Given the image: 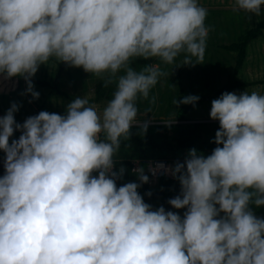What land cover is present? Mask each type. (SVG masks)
Here are the masks:
<instances>
[{
	"label": "clouds",
	"instance_id": "9594fccd",
	"mask_svg": "<svg viewBox=\"0 0 264 264\" xmlns=\"http://www.w3.org/2000/svg\"><path fill=\"white\" fill-rule=\"evenodd\" d=\"M262 5L232 0L233 11L254 16ZM206 16L198 0H0V73L23 77L33 98L30 78L50 59L104 78L105 87L116 78L102 110L77 97L65 115L40 111L19 124L13 103L0 117V264H264V218L249 208L264 206V94L211 101L222 147L207 156L191 149L170 170L180 194L167 203L186 208L182 218L143 202L142 168L139 183L115 182L125 170L113 171V156L138 121L137 96L148 99L164 75L157 63L139 72L129 63L173 64L182 53L181 65L202 63ZM14 127L22 134L9 144Z\"/></svg>",
	"mask_w": 264,
	"mask_h": 264
},
{
	"label": "rangeland",
	"instance_id": "374dc122",
	"mask_svg": "<svg viewBox=\"0 0 264 264\" xmlns=\"http://www.w3.org/2000/svg\"><path fill=\"white\" fill-rule=\"evenodd\" d=\"M203 7L207 9L205 25L209 28L206 38V46L204 51V60L202 63L193 65H181L183 53L176 57L173 64H165L156 58H136L129 63V67L139 72L144 66L153 63L159 64L160 70L164 75L158 78L157 84L149 91L148 99H143L139 95L135 102H138L139 108L137 113V122L132 125L147 123H166L163 120L174 117V112L179 106L180 94L178 82L175 76L174 68L182 67L181 88L188 95L202 94L209 99L198 103L190 108L185 116L187 122H214L216 120L209 118L211 101L216 99L212 96L223 86L225 77L233 63L231 57L223 50L218 49V44H228L234 41L238 31L244 28H252L254 25L264 20V12L260 16H254L242 10L233 11L232 7L209 6L212 0H202ZM264 9V5L261 6ZM250 17V18H249ZM259 40V43H256ZM251 52V53H250ZM248 56L245 57L244 63L239 69L237 80L247 86L231 91L239 95L245 90L251 93L257 91L264 94V37L256 39L248 49ZM55 60H49L47 64L39 65L36 73L31 77L38 81H47L56 71ZM124 70L121 69L117 76L123 75ZM106 78V74H105ZM113 77V82H115ZM104 82V78L97 77L94 74L85 72L80 67H72L67 65L63 70L59 89L69 98H59L50 96L48 92L39 86H33V91L38 92V98H33L30 93H26V85L15 95L8 96L0 93V117L6 113L9 107L15 103L18 110L14 112V121L22 124L23 121L38 114L40 111L48 113H56L65 115V109L68 103L74 98L81 97L92 99L93 91L97 83ZM212 97V98H211ZM177 104H173L174 100ZM97 110H102L106 102H94ZM142 122V123H141ZM173 123V121H172ZM9 138V144L13 139H18L22 134L21 130L14 127L13 133ZM20 132V133H19Z\"/></svg>",
	"mask_w": 264,
	"mask_h": 264
},
{
	"label": "trees",
	"instance_id": "16d2710c",
	"mask_svg": "<svg viewBox=\"0 0 264 264\" xmlns=\"http://www.w3.org/2000/svg\"><path fill=\"white\" fill-rule=\"evenodd\" d=\"M200 6L204 5L202 0H198ZM209 6L217 7H232V0H212ZM263 6V5H262ZM264 29V20L257 22L252 28H244L237 32L234 41L228 44H218L217 48L223 50L228 54L233 63L225 77V83L215 93L214 98H218L224 92H231L240 89L247 84L237 80V74L242 64L247 48L258 37H262V30ZM53 61V59H50ZM56 64L55 73L50 76L47 81H38L30 78L31 84L44 88L48 92V97L54 96L64 99H69L60 89V81L63 75V70L67 66L64 62L54 61ZM175 76L178 82L180 99L183 96H188L187 92L181 88V73L182 67L177 66L174 68ZM26 85L23 77H11L5 79L4 74L0 73V93L8 96L15 95ZM115 90V82L104 86V82L97 83L93 91V98L89 99V104L93 105L94 102H106L111 99L112 92ZM199 99L194 105L208 100L207 96L196 94ZM211 97V98H212ZM72 101V100H71ZM193 104H179L174 112V120L171 124L156 123L147 124V130L140 133V125H131L129 130V137L127 140L121 138L120 148L113 156L115 162L113 171L118 170L120 167L124 168V173L121 178L116 179L117 187L122 186L124 183L136 182L139 183L136 171L133 169V162H142L140 167L143 169V162L148 160H165L171 163L172 167L176 163H183L187 157L189 150L195 149L198 154L207 156L210 155L214 148L222 145L214 143L215 132L219 129V123L214 122H187L185 116ZM137 109L139 108L138 102H135ZM37 115L36 113L33 114ZM142 123V122H141ZM143 124V123H142ZM20 133V132H19ZM18 133H13L16 135ZM102 138V137H101ZM4 152L0 150V176L4 175ZM141 169V168H140ZM97 173H92L95 176ZM179 173H177V176ZM141 195L143 202L150 205L151 210H156L163 207L165 211H173L183 217L186 208L173 209L167 203L171 198L180 194V185L178 179L163 178L159 179L153 185H149L148 181L140 185L137 189ZM150 193V195H146ZM252 213L258 218H264V206H255L249 204ZM223 213H220L222 216ZM219 218V217H217Z\"/></svg>",
	"mask_w": 264,
	"mask_h": 264
},
{
	"label": "built area",
	"instance_id": "2783aa9c",
	"mask_svg": "<svg viewBox=\"0 0 264 264\" xmlns=\"http://www.w3.org/2000/svg\"><path fill=\"white\" fill-rule=\"evenodd\" d=\"M140 164L142 162L135 161L133 162V169L136 171L140 169ZM171 163L165 160H148L143 162V174L148 176V183L149 185L155 184L156 181L163 178L171 179L173 176L171 174Z\"/></svg>",
	"mask_w": 264,
	"mask_h": 264
},
{
	"label": "crops",
	"instance_id": "0c3cea01",
	"mask_svg": "<svg viewBox=\"0 0 264 264\" xmlns=\"http://www.w3.org/2000/svg\"><path fill=\"white\" fill-rule=\"evenodd\" d=\"M262 21H263V20H262ZM262 37H264V29L262 30ZM262 37H261V38H262ZM258 38L261 39L260 37H258ZM258 41H259V40H257L256 43H259ZM248 49H249V47H248L247 50H246V54H245V57H246V58H247V56H248V53H247V52H248ZM250 53H251V52H250ZM244 60H245V59H244ZM239 71H240V70H239ZM239 71H238V74H239ZM238 74H237V76H238ZM239 82H241V81H239Z\"/></svg>",
	"mask_w": 264,
	"mask_h": 264
}]
</instances>
